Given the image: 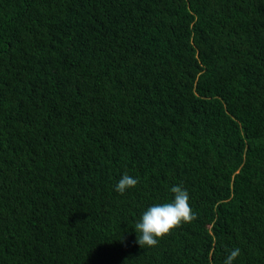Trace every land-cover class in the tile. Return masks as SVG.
<instances>
[{
  "label": "trees",
  "instance_id": "trees-1",
  "mask_svg": "<svg viewBox=\"0 0 264 264\" xmlns=\"http://www.w3.org/2000/svg\"><path fill=\"white\" fill-rule=\"evenodd\" d=\"M177 185L197 218L140 247ZM237 247L264 264V0H0V264Z\"/></svg>",
  "mask_w": 264,
  "mask_h": 264
},
{
  "label": "clouds",
  "instance_id": "clouds-1",
  "mask_svg": "<svg viewBox=\"0 0 264 264\" xmlns=\"http://www.w3.org/2000/svg\"><path fill=\"white\" fill-rule=\"evenodd\" d=\"M138 182V178L125 173L118 181L115 190L123 195L128 189L136 187ZM170 190L174 194L171 202L155 203L148 207L142 213L140 220L135 223V232L139 233L136 242L140 247L157 246L160 239L171 234L183 223H190L197 218L189 204L188 191L180 185L173 186ZM239 255L240 249L237 247L230 252L224 264H233Z\"/></svg>",
  "mask_w": 264,
  "mask_h": 264
}]
</instances>
